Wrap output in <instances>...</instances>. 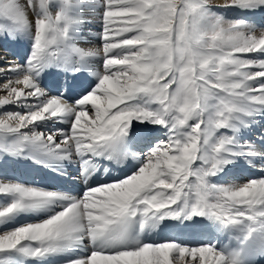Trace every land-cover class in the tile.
<instances>
[{
  "label": "snow or ice",
  "instance_id": "6c2138e0",
  "mask_svg": "<svg viewBox=\"0 0 264 264\" xmlns=\"http://www.w3.org/2000/svg\"><path fill=\"white\" fill-rule=\"evenodd\" d=\"M257 16L264 0H0V264H264Z\"/></svg>",
  "mask_w": 264,
  "mask_h": 264
},
{
  "label": "bare ground",
  "instance_id": "6f19581e",
  "mask_svg": "<svg viewBox=\"0 0 264 264\" xmlns=\"http://www.w3.org/2000/svg\"><path fill=\"white\" fill-rule=\"evenodd\" d=\"M220 1V0H219ZM224 3V0L219 2ZM258 21H260L259 24L260 26H264V19H260L257 18ZM91 27H95V26H91ZM90 26L88 27V29H85V31L89 34L90 37V43L89 44H84L81 43V47H95L97 46L98 42L95 36V33L91 30ZM0 52L4 51V46L3 43H0ZM26 44L21 42L18 44H15L13 46H11L10 51L11 52H17L20 54V56L22 57L25 54L26 51ZM1 94V93H0ZM8 110H13L12 106H4V107H0V112H5ZM13 158H8L7 162L4 164L3 166V170L7 173L8 176H15V177H19L22 181L28 182V183H33L36 184L38 186L44 187V186H48V185H52L55 181H61L62 183H64V181L62 179L57 178L56 174L51 172L48 169H44L42 167L39 166H32L31 163L29 162V164L24 165V164H14L12 163ZM75 165H73L72 167L68 168L67 171L69 173H71L72 176L76 175L75 172ZM247 175H257V171L252 170V171H248L247 173H245ZM35 175V176H34ZM78 183V181H70V183L68 184L69 187H74L76 186V184ZM34 219L32 217H24L22 218L21 222H25L28 220Z\"/></svg>",
  "mask_w": 264,
  "mask_h": 264
},
{
  "label": "rangeland",
  "instance_id": "374dc122",
  "mask_svg": "<svg viewBox=\"0 0 264 264\" xmlns=\"http://www.w3.org/2000/svg\"><path fill=\"white\" fill-rule=\"evenodd\" d=\"M220 1H222V0H220ZM219 0H211V3L215 6V5H222L223 3H219L220 2ZM221 11H224V10H221ZM228 11L229 12H231V10H227L226 11V15H227V17L228 18H233L236 14L234 13V12H231V13H229L228 14ZM259 18H261V17H259ZM255 20H256V18H254ZM90 27L91 26H95V27H91L92 29V31L95 33V36H96V34L99 32V30H100V25L97 23V22H95V21H92V23L89 25ZM86 29H88L89 30V28H86ZM98 42V41H97ZM1 47V46H0ZM2 94H4V93H1L0 95H2ZM3 113L4 112H0V115H3Z\"/></svg>",
  "mask_w": 264,
  "mask_h": 264
}]
</instances>
